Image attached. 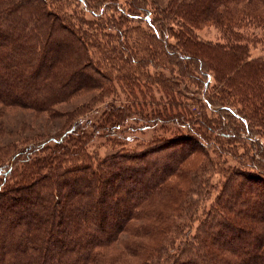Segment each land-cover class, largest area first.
<instances>
[{
    "label": "trees",
    "instance_id": "1",
    "mask_svg": "<svg viewBox=\"0 0 264 264\" xmlns=\"http://www.w3.org/2000/svg\"><path fill=\"white\" fill-rule=\"evenodd\" d=\"M147 1L150 8L141 12L147 27L141 30V43L130 50L120 40L122 36H130L128 27L122 24L116 30L117 35L112 36L110 32L114 31H106L115 20L112 13L106 14L108 9L112 10L110 2L112 5L114 0H84L87 7L91 2L97 3L91 15L93 19L82 18L83 23L94 26L87 33L74 28L71 18L61 11L41 9L39 3L28 0H0V47L8 48L5 56L0 55V103L10 106L13 89H19L22 102L37 112H45L49 105L66 103L91 85L105 92L107 84L114 80L125 83L123 76L111 75L107 56L122 52L131 65L141 64L143 71L149 57L156 54L163 64L187 61L199 66L204 76L213 81L212 92L205 94V105L223 106L220 114L238 121L243 134L264 138V56L252 57L249 45L254 41L241 33L245 27L253 26L264 34V0H166L163 5L157 0H141ZM99 4L106 6L100 10ZM28 11L35 16H25ZM7 15L8 23L2 21ZM129 15L138 18L137 13ZM208 24L222 28L221 42L196 39L194 30ZM168 25L177 28L170 35L176 45L169 43L170 36L163 31L165 27L171 29ZM97 28L103 29L104 45L96 42ZM65 32L76 45V54L70 53L62 59L55 51V42L63 41ZM110 38L117 39L113 41L116 46ZM151 39L159 49H153L148 43ZM144 46L147 48L143 53ZM175 46L183 53L174 49ZM91 49L96 54L92 55L93 61ZM102 68L105 71L100 73ZM61 73L64 74L59 76ZM208 85L206 82L205 87ZM166 103L160 105L142 98L138 114L141 120L135 115L137 122L141 121L138 128L132 125L135 121L128 122L127 112L109 105L108 112L97 120L98 125L90 121V127L85 130L77 122L72 132L64 134L70 132V136L52 140V145L45 144L37 153L32 152L33 157L22 166L10 167L9 182L0 188V198L10 200V207L17 199L7 192L20 193L24 186L34 182L45 185L51 199L56 198L58 185L65 184L66 195L74 194L79 199L64 209L49 206L46 216L49 225L60 221V215L64 219L56 230L63 231L60 238L55 237V230L51 228L37 229L30 222L24 224L21 215L28 214L26 209L14 214L5 210L6 214L0 218V233L6 236L3 240L0 238V264H124L116 256L105 255L103 249L134 219L146 221L140 228L130 226L141 229L137 236L146 241L132 245L139 248L136 253L130 252V256L138 259L134 264H264V147L260 146V139L253 142L261 150L257 167L241 172L230 170L214 204L202 212L193 234L185 230L189 228L186 231L189 232L199 211L202 200L199 186H210L205 177L210 175L207 167L212 163L207 153L203 154L205 145L200 137L204 135L206 142L211 136L219 140L221 134L229 135L231 127L213 118L204 119L201 127L206 126L209 133L201 135L194 130L200 122L191 118L188 122L193 126V133H182L176 139L152 138L138 148H126L103 158L98 153H87L92 137L101 132L95 129L108 128V136L121 128L128 134L164 129L162 125L156 128L157 120H166L167 111L178 110L176 102ZM232 137L223 139L224 143L231 144L240 138L237 134ZM196 150L202 152L203 158L194 164L192 171H187L184 164ZM64 160L77 165L66 168ZM3 169L0 164V175ZM71 174L79 176L71 177ZM57 175L61 181L52 182ZM174 178L186 181L187 188H178ZM117 200L119 206L113 204ZM100 204L106 213L109 206L116 209L111 231L104 230L102 225L108 217L104 208L98 210L96 217L89 215ZM42 207L43 211L47 210ZM34 215V211L29 212L27 217L34 218Z\"/></svg>",
    "mask_w": 264,
    "mask_h": 264
},
{
    "label": "rangeland",
    "instance_id": "2",
    "mask_svg": "<svg viewBox=\"0 0 264 264\" xmlns=\"http://www.w3.org/2000/svg\"><path fill=\"white\" fill-rule=\"evenodd\" d=\"M28 1L35 4L39 3L37 0ZM157 1L163 5L166 0ZM91 4L92 5L90 7H87L84 0H42L41 3H39V6L41 9L47 11H61L62 14H65L71 18L70 21L72 22L71 24L74 26V28H80L82 31L87 33L91 31L94 26L83 23L82 18L85 20L93 19L91 15H93V10L97 8V3L91 2ZM149 5L150 4L148 1L141 2V0H114L112 5L110 2L112 10L108 9L106 14L112 13L115 20L110 24V26L108 25L109 27H107L108 29L106 31H114L110 32L111 36L114 34L117 35V28L122 24L125 25L131 30V33L129 37L122 36L120 40L122 44H126L124 47L129 48L130 50L133 47H136L137 44L141 43V30L147 27L143 21L144 16H141V12L149 9ZM99 6L101 10L104 8V6H106V4H99ZM28 12V14H23L25 16L27 15L33 17L34 14L31 13V11ZM133 12L137 13L138 18H133L131 15H129ZM139 12L140 14H138ZM9 16H11V14ZM148 16L150 17V13ZM69 17H67V20ZM118 17H121V20L118 19ZM106 18H109L108 15H106ZM9 19L10 18H8L7 15V17L4 18L5 21H2L8 23ZM68 27L70 28V26ZM167 27H171V29L168 30L165 27L163 28L165 29L163 31L168 36L177 32V28L175 26L168 25ZM75 31L77 32V29H75ZM222 31V28L217 27L216 25L208 24L199 27V29H195L193 34L197 40L221 42ZM102 33L103 29L97 28L98 38L96 37V42H99L100 45H104L103 41L105 40V38L102 36ZM241 33L254 41L249 45L251 56H264L263 32L253 26H247L242 29ZM65 35L66 36L63 41L55 42V44H57V49L55 51H58V56H60L62 59L65 55L70 53L73 55L76 54V45L68 37L67 32H65ZM77 35H79V33ZM149 38L151 37L149 36ZM110 40L112 41L111 44L115 45L113 41H117V39L110 38ZM169 41V43H175L176 45V42L171 36ZM148 43L152 45L153 49H159V47H157V43L154 42L153 39L149 40ZM145 48H147V46L142 47V52ZM175 48L183 53L182 50L177 48V46H175L174 49ZM7 51L8 48L3 49L0 47L1 56H5V52ZM93 51L94 49L90 50L91 56L96 55ZM150 52H152V50ZM156 56L158 55L154 54L153 57H149L145 66L143 65V68L145 67L143 71H141V64H136L134 66L131 65L130 62L125 59L124 53L122 52H120V55L115 53L114 56H107L112 68L111 75L113 77L116 75H121L128 82L126 81L125 83H121L114 80L113 83L110 82L107 84L108 86L105 87V92H102V90H99L95 86L89 84L91 86L87 87V89H84L80 93H77L76 96L66 101V103H53L52 105H49L48 110L45 112H37L32 106H28L26 103L22 102L19 89H13L15 93L14 98L9 100L10 103L8 105L10 106L0 103V164L4 166V172H2L0 175V188L2 189L9 182V177L7 175L10 173V167L16 164H18L19 167L22 166V164L28 161L30 157H33L32 152L37 153L45 144L52 145V140H60L66 135L70 136V132L74 130L77 122H80L82 124L80 125V128L85 130L88 129L87 127H90V121L98 125L97 120L103 116V113L108 112L110 109L109 105L113 106L115 110L119 109L127 112L128 122L132 124V122L135 121V124L132 125L138 128L139 125H141V121L137 122V120H141L138 114L141 113L140 104L142 98L147 101H154L156 104L160 105H163L166 102L170 103L174 101L178 104L176 105V109H178L176 110V113L175 110L174 112L167 111L166 120H157L158 125L156 128L162 125L166 130L160 129L144 134H141L140 131H135L131 132L132 134H128L121 128L119 131L117 129L114 132L112 131L108 136L106 133L108 128H105V130L95 129L96 131H101L103 134L101 132H96L95 137H92V142L88 145L86 150L87 153H98L99 158H103L107 155L122 152L126 148H138L141 146L140 144L143 141H149L152 140V138L154 140L158 138L176 139L178 135L180 137L182 133L190 134L193 131V128L191 129L193 126L188 122L191 118L197 119V121L200 122V124L195 126L198 128L194 130L199 131L198 134L201 135H203V132L209 133L205 130L207 128L206 126L201 127L202 121L204 119L208 120L213 118L222 125H228L231 127V129L228 130L229 135L221 134L222 137L219 138V140L216 139L215 136H211L209 137V142H206L203 139L204 135L202 136L203 138L200 137V141H202L205 145L203 154L207 153L209 158L212 160V163L207 167L208 175H210L205 177V180L210 182V186L206 187L205 184H201L199 186V188L202 189V200H200V203L198 204L199 211L196 220L191 222V226H189L191 227L189 232H186L189 228L185 230V233L193 234L199 224L200 219L202 218V212L204 210L207 211L210 206L214 204L215 198L220 192L222 184L230 170L236 169L238 171L240 170L241 172L244 170H250L253 167H257V161L260 160L259 157L261 150L256 145H254L253 142L254 140L260 139L259 144L261 143L260 146L264 147V138H260L257 135L252 136L247 133L243 134V129L241 128V125L238 123V121L228 120L223 114H220V110L223 109V106L217 107L209 104L205 105V94L212 92L213 81L212 78L210 80L204 76V73L201 71L199 66L197 67L195 64L187 63V61L182 63L174 61L173 64H163ZM4 62L5 61H2L1 64L5 67ZM125 62H127V64ZM99 71L101 73L105 71V69L102 68ZM63 74L64 73H61L59 76ZM162 80H164L163 82L166 84V87L162 85ZM206 82L209 83L207 88L205 87ZM165 88L167 89L165 90ZM49 111H52L53 113L48 114ZM135 115L138 117V119ZM108 127L111 126L109 125ZM68 131L70 132L64 136V134ZM233 134L239 135L240 138L231 144H226V142L224 143L223 139H227L229 136L230 139H233ZM39 135H42L45 138L39 139ZM105 137L111 139L112 143L109 142ZM127 137L130 138L129 141H127ZM66 141H68V138H66ZM5 150H7L6 153ZM262 152L264 155V151ZM203 154L200 150L190 153L184 164V169L187 171H192L196 163H199L203 158ZM64 161L65 163H63V166L66 168L77 165V163H74V161ZM78 176L79 175L74 176L71 174V177ZM60 181L61 179L58 175L52 180V182L57 183ZM174 182L179 183L178 188L180 189L187 188L188 186L186 181H177L174 178ZM115 185L117 187L119 186V184ZM67 188V184H65V186L58 185L56 198L53 199L47 196L49 192L47 191V187L43 184H38V182H34L30 186H24L20 193L17 191L7 192L8 196H15L17 201L15 202L14 206L10 207V200L0 198L2 199L0 200V218L6 214L4 213L5 210L9 211L10 214H14L15 211L19 209H26L28 214L29 212L32 213L34 211L36 213V215L33 216L34 218H28V214L23 215L21 212L22 222L24 224L30 222L32 226L36 225L34 228L37 229L38 227H46L48 229L51 228L55 230V237L60 238V236H62L64 233L63 231L56 230L61 227L60 221L63 222L64 220L61 217L62 215L59 214L60 221H57L56 224L53 222L51 225H49V220L46 218V216L47 212L49 211L50 204L56 207L54 208L55 210L58 208L64 209V207H70L76 200L79 199L77 196H73L74 194L66 195L67 192H65L63 189L67 190ZM65 196L67 197L64 198ZM64 199L65 201L63 202ZM113 204H115V206H119L118 200L114 201ZM41 205L46 207L47 210L43 211V207L41 208ZM101 208H104L105 216L108 215L102 224L103 227H105L104 230L110 229L111 231V228L114 225L113 218L114 212L116 210L114 206H109L108 213H106L105 207L100 204L97 206L96 210H91L89 215L91 217H96L98 210L100 211ZM56 219L58 220V218ZM52 221H55V218L54 220L52 219ZM143 222H141V219H134L129 223L140 228L141 223ZM130 226H128L124 231L120 232L117 238L111 244H109L107 248L103 249V253L105 255L114 257L116 256L122 260L124 264L137 263L138 259L130 256V252L131 254L136 253L139 251V248L135 249L132 245H141V242L146 243L145 240L137 236L138 233L141 232V229H132ZM0 234H2L0 235L2 240L6 238L4 235L5 233Z\"/></svg>",
    "mask_w": 264,
    "mask_h": 264
}]
</instances>
